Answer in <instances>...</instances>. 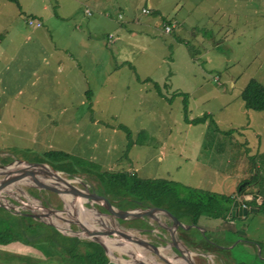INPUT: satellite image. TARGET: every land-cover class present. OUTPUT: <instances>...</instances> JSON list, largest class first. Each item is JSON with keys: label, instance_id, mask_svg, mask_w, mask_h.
<instances>
[{"label": "rangeland", "instance_id": "rangeland-1", "mask_svg": "<svg viewBox=\"0 0 264 264\" xmlns=\"http://www.w3.org/2000/svg\"><path fill=\"white\" fill-rule=\"evenodd\" d=\"M60 2L62 15L75 3L63 19L66 28L54 17L55 0H0V165H5L2 160L39 162L44 152L61 151L87 163L65 165L68 173L63 176H76L70 178L76 187L95 194L113 189L98 186L102 173L166 179L225 196L237 194L249 182L243 193L260 195L257 207L250 206L258 211L232 223L243 242L255 247L248 251L242 240L231 236L234 249H212L193 259L219 264L215 258L220 255L225 264H264V110L245 109L240 97L251 79L264 86V0H109L106 16L87 1ZM85 9L90 15L83 17ZM166 24L175 25L168 34ZM72 26L80 28L79 39L69 37ZM101 52L113 61L106 75L89 59L104 58ZM45 54L48 64L42 61ZM57 64H63L62 71ZM205 116L202 123H187ZM7 189L0 196H27L44 207L66 205L63 194L30 184ZM101 209L97 211L105 214ZM60 217L51 219L64 228ZM103 217L113 227V220ZM139 220L142 226L151 224L149 218ZM87 223L104 228L99 222ZM118 225L131 229L127 221L118 220ZM178 230L179 235L187 231ZM123 242L146 260H156L132 242ZM110 243L120 261L114 262L139 264L126 247ZM47 250L0 247V264H62V257ZM162 255L173 264L178 260L171 249Z\"/></svg>", "mask_w": 264, "mask_h": 264}, {"label": "trees", "instance_id": "trees-1", "mask_svg": "<svg viewBox=\"0 0 264 264\" xmlns=\"http://www.w3.org/2000/svg\"><path fill=\"white\" fill-rule=\"evenodd\" d=\"M7 1L17 2V0ZM240 97L245 109L253 111L264 110V86L258 81L251 79L246 87L242 89ZM184 111L186 112V103H184ZM205 119L206 116L189 120L187 123L199 124L204 122ZM122 128L127 135L129 133L128 129ZM39 162L48 163L63 173H68L64 168L65 165L73 164L76 168L80 165L81 167H86L85 164H87L85 162L82 163L80 160L72 159L68 154L61 151L44 152ZM1 163L7 164L9 161L2 160ZM66 175H68L67 179L76 177L71 176L72 174ZM101 176L104 178L98 186L101 188L103 186L106 189L108 185L112 186L113 189L97 192V194L113 198L130 199L132 202L126 201L122 209L140 208L143 205L161 207L173 213L185 225H197L204 217L220 220L221 222L227 221L230 205L235 199L234 195H218L166 179H140L134 175L129 176L124 173L117 175L102 173ZM247 186H249V182L246 183L245 187ZM245 187L237 190L236 195H242ZM251 202L254 204L250 205ZM243 203H247L251 207H257L258 204L257 199L253 197ZM261 203L263 205L264 200ZM99 209L102 210L101 208ZM143 226L147 229L149 228L147 224ZM184 235L185 233H181V237L186 239ZM196 239V237L190 238L188 240L189 245H187L197 249ZM205 243L210 249L220 251L215 245L208 244L206 241ZM11 246L30 247L39 253H42L45 249H50L51 251L47 250V252L49 251L52 256L58 255L62 257V261L65 264H67V261L74 264H108V258L100 245L86 241H73L56 235L45 225L31 224L24 220L10 217L9 212L2 209L0 210V247L10 248Z\"/></svg>", "mask_w": 264, "mask_h": 264}, {"label": "water", "instance_id": "water-1", "mask_svg": "<svg viewBox=\"0 0 264 264\" xmlns=\"http://www.w3.org/2000/svg\"><path fill=\"white\" fill-rule=\"evenodd\" d=\"M13 164L22 166L24 165V167L11 169L10 165ZM46 170H50L59 176L57 182L54 183L52 181H46L42 179V177H45L47 176L46 174H48ZM0 176L2 177L0 179V187H8L15 183H24L30 184V186L35 187L38 190L70 195L73 199L80 200L84 208L87 209V207L84 206L85 204L90 206V209L95 210L99 215L109 217L115 224L114 228L108 227V229L102 228L101 230V227L97 226L96 229L98 231H95V229L87 228L85 227L86 225H83L82 223L77 221L75 222L76 224L72 223L69 225L68 223V228L64 229L57 226L53 219L57 218L58 212H64L66 205L62 208L55 206L49 207L45 205V207H43V210H39L31 205L32 203L30 202V198L24 197V199H22L18 195V197L0 196V210L4 209L12 211L11 214L9 213L10 217L21 219L31 224L45 225L51 230L52 233H55L56 235L63 236L73 241H86L98 244L106 251V253L108 251L105 246L106 242L123 241L132 242L133 244L150 253V255L154 258H156L158 255V257H160H157L158 259H162L161 256H159L160 252L173 248L177 250L175 257L178 260L184 259L181 254L186 251H190V253H192L193 255L201 253L197 249L188 246L185 241H181V239L178 237V228L183 230V228L187 229L190 226L185 225L173 213L161 207H151L146 205H143V207L140 206V208L137 209L136 213L132 209H122L126 201H132L130 199L113 198L107 195H98L90 192L87 188H85L84 190L80 189L74 185L76 183L75 180L65 178L63 176V172L56 170L48 163L15 161L12 164L0 165ZM60 184H62L64 188L59 187L58 185ZM241 188L242 186L239 187L238 190H240ZM84 191L86 192V195L84 194ZM31 200L47 201V199H41L39 197H32ZM244 201L245 198L242 196H239L232 201L226 218L227 220L245 217L249 211L257 210L244 205ZM109 207L120 211L122 213V216H115L114 212L112 211V209L110 210ZM97 208H103L106 213H100L99 211H97ZM163 217L172 221V225L166 228V230L170 233L172 239L176 241L177 244H175V246L166 245L164 242L156 240L155 238H149V230L146 229L145 226H142V224L138 221L140 218H149L152 223L155 222L158 223V225L162 226L160 220L161 218L163 219ZM63 220L64 224L68 222L65 219ZM118 220L127 221L130 224L131 229H121L118 225ZM71 225H74L77 230L71 229ZM194 226L199 225L197 224ZM185 237L187 238V236ZM106 256L110 262L116 263L111 259L108 253ZM162 260L165 261V259ZM189 264L198 263L191 261Z\"/></svg>", "mask_w": 264, "mask_h": 264}, {"label": "crops", "instance_id": "crops-1", "mask_svg": "<svg viewBox=\"0 0 264 264\" xmlns=\"http://www.w3.org/2000/svg\"><path fill=\"white\" fill-rule=\"evenodd\" d=\"M55 1H56V4H57L58 15L55 14L54 17L57 16L59 18L60 22H61L60 25L63 24L64 27L66 28V27H68V24L63 19L65 17H69L71 15L72 10L75 8V3L73 5V9L69 13H66L65 15H62V14H60L61 2H60V0H55ZM70 1L71 2H73V1L76 2V0H70ZM82 1H87V2H89L90 5L95 6L96 8H99L100 9L99 10V13L101 15H105V16L108 15L107 14L108 13L107 10L110 7L109 0H82ZM64 6L65 7H68V3L66 1H65V5ZM69 8H70V6H69ZM89 15H85L84 10L82 11V16L83 17L84 16H89ZM45 19H46L45 21L48 22L52 18H45ZM73 21H75V20H73ZM93 22L94 21H92L91 23H93ZM40 24H42V23H40ZM166 25H168V24H166ZM169 25H172L173 26V29H174V27H175L174 24H169ZM103 26H105V24ZM87 28H89L88 25L86 26V29ZM83 31H85V30L83 29ZM166 34H168V33H166ZM81 35H82V33H81L80 28L78 26H72L69 29V37H71V38H78L79 39L81 37ZM88 35L90 37V35H91V28H90V31L88 32ZM108 37H109V35H108ZM78 52L81 53L82 51L81 50H78ZM56 53L52 52V54H56ZM47 55L48 54H45L43 56V60H42L46 64L49 63V60L46 57ZM99 56H103L104 58H95L94 56H90L89 55V59H90V61L94 65H97V66H99L102 69V74H105L106 75V73L109 71L107 67L113 66V61H111V59L109 58V56L107 54H104L103 52L99 53ZM57 65H58L60 71H62L63 70V64H57ZM88 102H91V100L87 101V103ZM232 194L233 193H231V195ZM233 195H236V194H233ZM239 196L240 195H236L235 196V199L238 198ZM241 196L246 197V199L247 198L249 199L250 197H254L251 194H244V193ZM255 196H256L255 198H259L260 195L256 193ZM247 206L250 207L248 204H247ZM256 211H258V209ZM165 219H167V218H164L163 217V219L161 218V220H160L161 221L160 223H161L162 226L157 225V227L156 226L154 227L153 224L155 222L152 223L151 220H150L151 224L150 223L149 224L146 223L147 225L151 226L150 229L148 228V230H149L148 231L149 232V237H150V234L151 233L155 232V234H156L155 237H156L157 240H160L161 242H164L166 245L175 246V244H177V243H176V241L174 239H172L170 233L166 230V227L165 226L167 224L165 223ZM205 219L206 218H202L201 219L200 223H198L199 226L187 225V226H190L189 227L190 229L187 228V231L186 232L185 231L183 232L187 236V238H186L187 240L185 238L181 237V233H180V235L178 234V237L181 239V241H185L187 244H188V240H190V238H192V237H196L197 238L196 239V244L198 245L197 250L199 251V249H201L200 250V252H201L200 253L201 259L204 258V256H206V254H209L212 251V249H210L207 246V244L205 243V241L208 244L215 245L220 251H230V250L234 249L235 248V245H236V243H234V241L236 239L242 240V243L244 244V246L246 247V250H248V251H249V248L250 247H252V246L255 247V245L252 244V243H250V242H247V241L243 242V238L240 237L239 231L235 228V224L232 223L233 222L232 220H227V221H223V222H221V221L220 222H213V221L210 220V222H212V223H210L209 220L206 219L207 220V224H204V223H202V221L205 220ZM168 224H169V225H167L168 227L171 226L172 225V221L169 220V223ZM151 229H153V231ZM157 229L160 230V233L156 231ZM178 231L179 230L177 229V232ZM231 236H233L235 238L234 241H233V239H231ZM227 238H228V240L231 239V241H227ZM171 251L174 252V256H175V254L177 253V250L175 248H173V249H171ZM107 253H109V252H107ZM107 253L105 251V255H107ZM252 254H254V253H252ZM181 255H182V257L184 259H182V260L181 259L176 260L175 261V264H189L191 261L195 262L194 259H193L194 255L192 253H190V251L183 252ZM159 256H161L162 259H165V261L162 260V259H157L158 255H157L155 261H153V260L152 261L151 260H146V259L145 260L147 262H149L150 264H173L170 261H168L166 258H164L165 256L162 255V252L159 253ZM158 258H160V257H158ZM131 259H132V256H131ZM215 259H216V261L219 264L220 263H222V264H225L226 263V260L225 259L222 260L220 255H216V258ZM229 259H231V255H229ZM157 260H159L161 262H159ZM61 262H62V264H65L63 261H61ZM129 262H133V261L132 260L131 261H127L126 263L132 264V263H129ZM108 264H112V262H110L108 260Z\"/></svg>", "mask_w": 264, "mask_h": 264}, {"label": "bare ground", "instance_id": "bare-ground-1", "mask_svg": "<svg viewBox=\"0 0 264 264\" xmlns=\"http://www.w3.org/2000/svg\"><path fill=\"white\" fill-rule=\"evenodd\" d=\"M20 168V167H24V165H18V164H13V165H10V168L11 169H17V168ZM48 172L47 177H49L52 181V182H57V180L59 179V176L56 174V173H53L52 171L50 170H46ZM61 185V186H60ZM58 185L59 187H63L64 186L62 184ZM10 187V186H9ZM1 189V187H0ZM6 190V192L9 190L7 189V187H5V189H3L2 191L4 192ZM0 191V193L2 192ZM18 192V191H17ZM16 192V193H17ZM19 193V192H18ZM86 195V193H84ZM16 197L17 194H15ZM25 196V195H24ZM63 196L66 197V208L64 209V212H61L63 214H65L66 216H68L69 219H67L66 221H68L67 223H65V227L64 229H67L68 228V223L69 225L70 224H76L75 222L79 221L80 223H82L83 225H86L85 227L87 228H92L94 229L93 227H91L87 221H92L93 223H97L99 222L101 224L102 227L107 228L108 229V222L107 220L102 216V215H99L95 210H93V212H91L89 209H86L83 207L82 205V202L80 200H75L73 199L70 195H66L64 194ZM27 196H25L26 198ZM31 205L37 207L38 209H41L43 210V207L41 204L38 205L36 203H34L33 201H31ZM80 203V205L78 204ZM110 210L112 209V211L114 212L115 216H122V213L114 208H111L109 207ZM116 210V211H115ZM136 213V212H135ZM58 217H60L58 214H57ZM62 220L65 219L63 217H60ZM55 222V221H54ZM113 228L115 227V224L114 222H111ZM91 229V230H92ZM95 231H98L95 229ZM116 245L120 246V247H124L123 249H128L129 251H131V253H133L135 256H137V261L139 262V264H150L149 262H147L145 260L144 257H142L139 253H138V250L136 248H133L131 245H129L128 243H125V242H116ZM108 252H109V255L111 257V259L114 261H117V262H120L119 261V258H116V256L114 257V254L111 253V251H113L112 249H114V247L111 245L110 242H106L105 244ZM116 248V247H115ZM125 249V250H126ZM141 258V259H140ZM121 259V258H120ZM123 260V259H121Z\"/></svg>", "mask_w": 264, "mask_h": 264}, {"label": "built area", "instance_id": "built-area-1", "mask_svg": "<svg viewBox=\"0 0 264 264\" xmlns=\"http://www.w3.org/2000/svg\"><path fill=\"white\" fill-rule=\"evenodd\" d=\"M142 12L143 13H146L147 10L143 9ZM85 13L86 14H89L88 10H86ZM29 24H30V22H29ZM172 29H173V26L172 25H164V32L165 33H170L172 31ZM108 42H111V37L110 36L108 37ZM244 198H245V201H247V200L250 199V198L249 199L248 198L246 199V197H244ZM244 205H246V204H244ZM112 264H115V263H112Z\"/></svg>", "mask_w": 264, "mask_h": 264}, {"label": "flooded vegetation", "instance_id": "flooded-vegetation-1", "mask_svg": "<svg viewBox=\"0 0 264 264\" xmlns=\"http://www.w3.org/2000/svg\"><path fill=\"white\" fill-rule=\"evenodd\" d=\"M241 196V195H240ZM243 197V196H242ZM124 223V221H122ZM129 227V226H128Z\"/></svg>", "mask_w": 264, "mask_h": 264}]
</instances>
